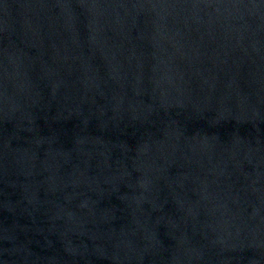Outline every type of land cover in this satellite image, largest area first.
I'll return each mask as SVG.
<instances>
[{
  "label": "water",
  "instance_id": "water-1",
  "mask_svg": "<svg viewBox=\"0 0 264 264\" xmlns=\"http://www.w3.org/2000/svg\"><path fill=\"white\" fill-rule=\"evenodd\" d=\"M0 264H264V0H0Z\"/></svg>",
  "mask_w": 264,
  "mask_h": 264
}]
</instances>
